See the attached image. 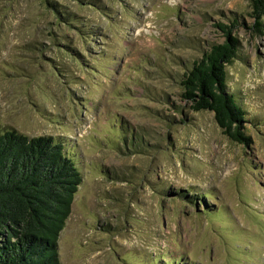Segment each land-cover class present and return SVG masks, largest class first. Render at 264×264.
Here are the masks:
<instances>
[{
	"label": "rangeland",
	"instance_id": "1",
	"mask_svg": "<svg viewBox=\"0 0 264 264\" xmlns=\"http://www.w3.org/2000/svg\"><path fill=\"white\" fill-rule=\"evenodd\" d=\"M254 0H0V134L50 137L82 182L61 264H264V15ZM264 1V0H263ZM252 144L180 98L224 37Z\"/></svg>",
	"mask_w": 264,
	"mask_h": 264
},
{
	"label": "trees",
	"instance_id": "2",
	"mask_svg": "<svg viewBox=\"0 0 264 264\" xmlns=\"http://www.w3.org/2000/svg\"><path fill=\"white\" fill-rule=\"evenodd\" d=\"M252 9L258 31L264 1H252ZM237 24L216 25L224 41L183 73L180 98L193 112H211L224 136L249 147L245 112L227 87L226 67L240 48ZM81 182L78 168L52 138L0 134V264H61L58 240Z\"/></svg>",
	"mask_w": 264,
	"mask_h": 264
}]
</instances>
